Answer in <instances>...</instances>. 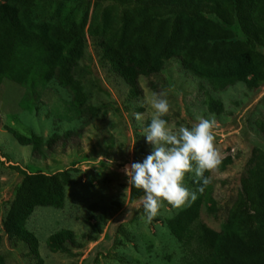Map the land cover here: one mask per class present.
<instances>
[{
    "label": "trees",
    "instance_id": "1",
    "mask_svg": "<svg viewBox=\"0 0 264 264\" xmlns=\"http://www.w3.org/2000/svg\"><path fill=\"white\" fill-rule=\"evenodd\" d=\"M88 41L93 55L87 50ZM254 50H264V0H0V84L7 81L19 87L22 91L17 104L31 112L53 80L70 94L66 111L84 124L98 118L105 106L93 104L94 96L105 93L112 99L109 90L91 74L93 56L98 66L127 84L124 98L129 101L142 96L141 77L148 78L154 93L171 96L163 76L170 59L178 60L184 70L213 91L237 82L259 89L264 73ZM110 101L113 104L114 100ZM204 104L214 114L223 110L221 100L207 91ZM130 109L128 106L127 111ZM256 126L263 131L264 119ZM4 128L19 144L30 146L31 154L38 158H46L73 132H53L44 139L31 131L23 133L8 125ZM256 136L255 141L259 139ZM261 142V146H251L244 172L237 177L236 196L218 229L199 220L202 204L209 211L216 208L211 171L203 173L207 184L200 183L202 178L190 180L196 198L166 221L170 233L187 250L185 264H264ZM138 149L145 155L141 143ZM230 161V156L224 157L217 168L224 169ZM16 168L20 178L12 187L13 196L1 221L0 264H9L1 250L4 237L11 249L25 250L34 260L32 264H43L39 239L26 221L38 206L63 207L65 188L76 182L74 170L46 173ZM130 195L133 199L143 192L131 186ZM106 213L105 207L92 208L87 218L93 219L92 233L82 235L85 243L101 233ZM44 243L49 252L67 256L79 254L83 246L68 228L49 234Z\"/></svg>",
    "mask_w": 264,
    "mask_h": 264
},
{
    "label": "rangeland",
    "instance_id": "2",
    "mask_svg": "<svg viewBox=\"0 0 264 264\" xmlns=\"http://www.w3.org/2000/svg\"><path fill=\"white\" fill-rule=\"evenodd\" d=\"M87 50L93 55L89 41ZM254 54L264 73V50H254ZM92 59L91 74L109 90L114 102L112 104V99L105 93L94 96L93 104L105 106L99 111L98 118L85 124L66 111L70 94L53 80L47 83L37 109L31 112L22 110L17 104L22 91L19 87L7 81L0 84V234L1 221L13 196L12 187L20 178L16 167L46 173L73 168L72 176L76 182L65 188L63 207L38 206L26 221L27 228L39 239L43 264H185L187 250L170 233L166 221L192 200L179 208L165 201L157 215L148 221L143 209L135 203L139 197L131 198V184L126 182L122 172L125 164L142 160L150 151V145L145 143L142 135V128L152 112L147 101L154 92L148 87V78L139 79L142 96L128 101L124 98L127 84L98 66L95 56ZM163 76L169 83L166 90L171 94L166 96L169 111L164 116L169 126L173 130L180 125L191 126L199 117L214 120V146L221 159L231 158L224 169L216 168L209 175L216 208L209 211L202 204L199 210V220L218 229L236 196L237 177L244 172L252 144L261 146L264 141V130L260 131L256 126L257 121L264 119V82L259 89L237 82L224 90L213 91L205 81L184 70L176 59L166 61ZM205 91L221 100V113L207 110ZM128 106H131L129 111ZM133 106L141 109H133ZM137 112L143 115L140 121L134 119L133 114ZM10 114H16V117ZM5 125L23 133L34 132L44 139L53 132L60 135L66 130L73 132L46 158H38L31 154L30 146L19 144ZM255 135L259 138L257 141ZM140 143L145 155L138 149ZM109 159L113 161L111 165L107 162ZM192 178L197 177L187 173L185 183L196 193L190 182ZM97 206L107 209L106 220L96 240L85 243L82 235H91L90 222L93 221L87 218ZM60 228L71 229L82 242L79 254L67 256L59 251H48L45 239ZM3 242L1 250L9 264L34 263L25 250L11 249L5 237Z\"/></svg>",
    "mask_w": 264,
    "mask_h": 264
},
{
    "label": "clouds",
    "instance_id": "3",
    "mask_svg": "<svg viewBox=\"0 0 264 264\" xmlns=\"http://www.w3.org/2000/svg\"><path fill=\"white\" fill-rule=\"evenodd\" d=\"M147 103L152 112L142 135L150 151L142 160L125 164L122 172L128 184L142 190L135 203L151 221L165 201L179 208L194 200L196 193L186 185L185 175L194 173L202 178L201 184H207L203 173L216 169L221 156L214 146V120L199 117L191 126L180 125L173 130L163 118L169 111L166 95L152 93ZM133 116L137 121L143 119L142 113ZM107 162L113 163L111 159Z\"/></svg>",
    "mask_w": 264,
    "mask_h": 264
}]
</instances>
